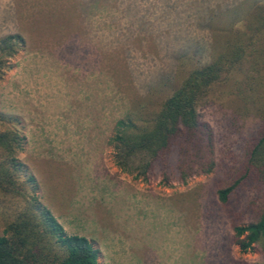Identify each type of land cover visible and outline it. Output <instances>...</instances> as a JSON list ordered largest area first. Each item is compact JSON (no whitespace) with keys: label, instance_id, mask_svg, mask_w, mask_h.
I'll return each mask as SVG.
<instances>
[{"label":"rangeland","instance_id":"374dc122","mask_svg":"<svg viewBox=\"0 0 264 264\" xmlns=\"http://www.w3.org/2000/svg\"><path fill=\"white\" fill-rule=\"evenodd\" d=\"M253 1L0 0V37L23 40L1 68L0 113L15 118L0 129L22 132L20 180L34 176V194L67 233L92 242L99 264H264L256 246L231 243L232 219L252 220L262 191L242 188L230 210L216 195L259 124L230 82L198 108L213 131L211 172L181 182L156 167L133 179L110 142L118 119L157 106L186 69L209 61L219 38L210 13ZM2 198L0 234L14 208Z\"/></svg>","mask_w":264,"mask_h":264},{"label":"trees","instance_id":"16d2710c","mask_svg":"<svg viewBox=\"0 0 264 264\" xmlns=\"http://www.w3.org/2000/svg\"><path fill=\"white\" fill-rule=\"evenodd\" d=\"M228 12L215 11L207 18L206 27L219 35L210 44L208 62L186 69L178 85L157 106L141 103L116 121L110 138L112 158L115 166L133 179L146 178L156 167L162 178L169 180L174 174L181 182L211 172L216 166L213 131L200 118L198 108L216 84L230 82V91L243 102L240 108L249 111L246 104L252 103L259 124L255 135L242 147V159L226 179L218 182L216 195L230 210L242 188L262 191L252 220L239 224L232 219L231 243L242 252L256 246L264 253V0ZM22 41L13 35L0 37V75ZM14 118L0 113V124ZM24 139L16 127L0 129V195L14 205L4 216L0 264H99L98 250L92 242L84 235L67 233L34 194V176L27 174L25 181L20 180L23 165L17 153ZM249 205L243 212L251 208Z\"/></svg>","mask_w":264,"mask_h":264}]
</instances>
